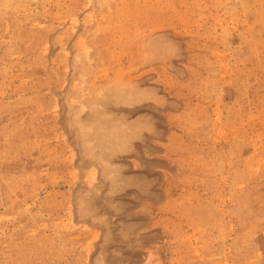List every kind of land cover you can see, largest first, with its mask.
Segmentation results:
<instances>
[{"label": "rangeland", "instance_id": "obj_1", "mask_svg": "<svg viewBox=\"0 0 264 264\" xmlns=\"http://www.w3.org/2000/svg\"><path fill=\"white\" fill-rule=\"evenodd\" d=\"M0 264H264V0H0Z\"/></svg>", "mask_w": 264, "mask_h": 264}]
</instances>
